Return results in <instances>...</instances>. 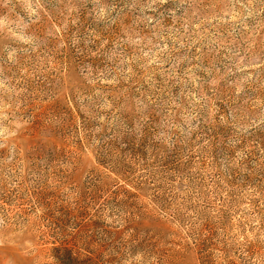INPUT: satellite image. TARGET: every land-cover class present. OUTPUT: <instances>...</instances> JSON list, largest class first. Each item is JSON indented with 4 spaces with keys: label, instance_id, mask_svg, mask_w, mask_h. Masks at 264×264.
<instances>
[{
    "label": "rangeland",
    "instance_id": "1",
    "mask_svg": "<svg viewBox=\"0 0 264 264\" xmlns=\"http://www.w3.org/2000/svg\"><path fill=\"white\" fill-rule=\"evenodd\" d=\"M0 264H264V0H0Z\"/></svg>",
    "mask_w": 264,
    "mask_h": 264
}]
</instances>
